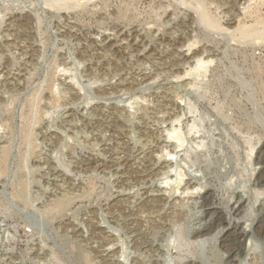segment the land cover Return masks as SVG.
<instances>
[{
	"label": "rangeland",
	"instance_id": "1",
	"mask_svg": "<svg viewBox=\"0 0 264 264\" xmlns=\"http://www.w3.org/2000/svg\"><path fill=\"white\" fill-rule=\"evenodd\" d=\"M66 1L0 0V264H264L256 0Z\"/></svg>",
	"mask_w": 264,
	"mask_h": 264
},
{
	"label": "bare ground",
	"instance_id": "2",
	"mask_svg": "<svg viewBox=\"0 0 264 264\" xmlns=\"http://www.w3.org/2000/svg\"><path fill=\"white\" fill-rule=\"evenodd\" d=\"M67 1H69V0H67ZM66 1V2H67ZM80 1V0H79ZM86 1V0H85ZM174 1V0H173ZM181 1V0H180ZM189 1V0H188ZM192 1V0H191ZM195 1V0H194ZM226 1V0H225ZM245 1V0H244ZM250 1H255V0H250ZM65 2V1H64ZM71 2H73V0L71 1ZM75 2V1H74ZM88 2H89V0H88ZM87 2V3H88ZM90 2H92V1H90ZM177 2V1H176ZM175 2V3H176ZM187 1H185V2H183V3H186ZM195 2H198V1H195ZM256 2H257V8L255 9V12H251L250 10L249 11H246L245 12V15H244V19L246 20V19H250L249 21H242V19H240V20H238V21H236L237 22V24H235V22L233 23V24H235V27L232 29V32H231V35L233 36V39L234 38H238V39H240V41L241 40H243V42L242 43H244V41H246V42H250V44L251 43H253V44H257V45H259V44H264V0H256ZM79 3V2H78ZM178 3H182V2H179L178 1ZM210 3V2H209ZM208 3V4H209ZM188 4V3H187ZM197 4V3H196ZM198 4L200 5V7L202 8V5H204V8H205V2L203 1V0H200L199 2H198ZM197 4V5H198ZM224 4H225V2H224ZM181 5V4H180ZM65 6H67V5H65ZM74 7H75V5H73ZM183 6V5H182ZM188 6V5H187ZM190 6V5H189ZM243 6V5H242ZM72 7V6H71ZM207 7V6H206ZM211 7V6H210ZM195 8V7H194ZM197 8V7H196ZM200 9L202 12H201V22L206 26V27H208V28H210V29H212V30H222L223 31V29H225V30H227L225 27H223L222 25L223 24H221V22H220V20L219 19H217L215 16H213V15H211L210 14V12H208L207 13V10H205V9ZM208 9H209V7H208ZM213 9V8H212ZM215 9H217V8H215ZM197 10V9H196ZM195 11V10H194ZM196 13V12H195ZM232 14V13H231ZM236 14V13H235ZM255 14V15H254ZM197 15V14H196ZM238 15V14H237ZM240 15V14H239ZM233 16V15H232ZM224 17V16H223ZM220 18V17H219ZM230 18V17H229ZM200 22V21H199ZM201 22H200V24H201ZM197 23H198V21H197ZM228 24V23H227ZM232 25V24H231ZM205 27V28H206ZM230 27V26H229ZM207 29V28H206ZM219 33V32H218ZM118 34V33H117ZM226 34H227V32H226ZM222 36V35H221ZM228 36H229V34H228ZM231 36V37H232ZM105 39V38H104ZM122 39V38H121ZM124 39V38H123ZM128 39V38H127ZM232 39V38H231ZM227 40V39H226ZM162 41V40H161ZM232 41V40H231ZM239 41V40H238ZM228 42H230V41H228ZM236 43H237V41H236ZM119 44V43H118ZM114 45V44H113ZM124 45V44H123ZM121 46V45H120ZM260 46V45H259ZM108 47V46H107ZM124 47V46H123ZM136 47V46H135ZM145 47V46H144ZM109 48V47H108ZM132 48V47H131ZM140 49V48H139ZM151 49V48H150ZM122 50V49H121ZM138 53V52H137ZM149 56V55H148ZM194 58V57H193ZM196 61V60H195ZM194 63V62H193ZM192 63V64H193ZM197 63H198V65H203V64H207L208 63V61L207 62H204L203 61V59L202 58H199L198 57V59H197ZM191 64V65H192ZM195 66V65H194ZM192 69H193V67H192ZM191 69V70H192ZM206 70V69H205ZM194 72H195V69H194ZM206 72H204V74H205ZM195 74V73H194ZM185 75V74H184ZM189 75V74H188ZM193 75V74H192ZM197 75V74H196ZM147 76V75H146ZM186 77H187V75H186ZM187 79V78H186ZM264 82V81H263ZM190 84V83H189ZM123 106V105H122ZM126 106V105H125ZM118 109V108H117ZM120 110V109H119ZM123 110V109H122ZM121 110V111H122ZM123 111H125V110H123ZM127 111V110H126ZM102 113V112H101ZM72 115V114H71ZM70 115V116H71ZM111 115V114H110ZM100 116V115H99ZM102 116V115H101ZM105 116V115H104ZM72 117V116H71ZM109 120V119H108ZM111 120V119H110ZM120 123V122H119ZM113 124V123H112ZM173 130V131H172ZM171 131H172V133H169V135L167 136L168 138H167V142H169V143H171V144H174V145H178V147H181L182 145H183V140L181 139V137H180V133H179V131L177 130V129H172ZM166 136V135H165ZM172 147H173V145H172ZM264 149V148H263ZM262 149V150H263ZM171 150V149H170ZM261 150V151H262ZM7 151V150H6ZM6 151H4L5 153H6ZM165 151V150H164ZM180 151V150H179ZM178 151V152H179ZM254 150H252V152H253ZM175 152V151H174ZM260 152V151H259ZM264 152V151H263ZM262 153V152H261ZM7 154V153H6ZM174 154V153H173ZM5 157H6V155H4ZM172 153L171 152H167L165 155H164V159H163V161H168V160H171L172 158ZM174 156V155H173ZM5 157H3V158H5ZM262 157H264V156H262ZM168 158H171V159H168ZM261 158V157H260ZM174 159V158H173ZM173 160H171V162H172ZM260 162H262L261 160H260ZM162 163V162H161ZM264 163V161L262 162V164ZM97 164V163H96ZM123 164V163H122ZM167 164V163H166ZM95 165V164H94ZM126 165V164H125ZM164 165V164H163ZM264 165V164H263ZM262 166V165H261ZM162 167V166H161ZM94 168V167H93ZM167 168V167H166ZM170 169V168H169ZM258 169V168H257ZM260 169H261V171H260V174H259V178H258V180H259V183L260 184H262V185H264V166H262V167H260ZM172 171V170H171ZM170 171V172H171ZM117 174V173H116ZM166 174V173H165ZM121 175H122V172H121ZM166 179H168V178H166ZM165 181V180H164ZM163 181V182H164ZM162 182V181H161ZM166 182V181H165ZM158 183V182H157ZM171 183V181H170V179H169V181L167 180V182L166 183H164L166 186H168V184H170ZM156 184V183H155ZM195 184V183H194ZM194 184L191 182V181H189L188 182V184H186V185H188V186H186V188H184L183 189V192H182V194L184 195V196H190V197H193V196H195L196 194H198V195H201V194H203L204 192V190L202 191L200 188H198V187H195L194 186ZM165 185H163V187H162V192H163V190H165V188H166V186ZM171 185V184H170ZM261 185V186H262ZM172 187H174V185L172 184L171 185ZM260 186V187H261ZM159 187V186H158ZM156 189H157V187H156ZM172 189V188H171ZM159 189H157V191H158ZM160 190V191H161ZM178 190V189H177ZM146 191V190H145ZM130 192H132V191H130ZM148 192V191H147ZM178 192V191H177ZM244 192V191H243ZM148 193H150V192H148ZM179 193V192H178ZM245 193V192H244ZM164 194V193H163ZM239 194V193H238ZM246 194V193H245ZM244 194V195H245ZM260 194V193H259ZM258 194V195H259ZM147 195V194H146ZM160 195V194H159ZM240 196V195H239ZM239 196H237V197H239ZM236 197V196H235ZM244 197V196H243ZM246 197V196H245ZM245 197H244V199H245ZM162 198V197H161ZM186 198V197H185ZM240 198V197H239ZM155 199V198H154ZM202 199H203V201L204 202H206V204L207 203H211V201H213L214 199H212V195H211V192H205L203 195H202ZM244 199L243 198H240L239 200H238V209L239 210H242V209H240L241 207H242V205L244 204ZM236 200V201H237ZM153 201V200H152ZM155 201V200H154ZM138 202V201H137ZM144 202V201H143ZM157 202V201H156ZM203 202V203H204ZM247 202V201H246ZM213 203V202H212ZM142 204V203H141ZM140 204V205H141ZM205 204V205H206ZM236 204V205H237ZM246 204V203H245ZM209 206H210V204H208ZM207 205V206H208ZM213 205V204H212ZM211 205V206H212ZM250 205V204H249ZM59 206V205H58ZM208 206V207H209ZM214 206H215V204H214ZM206 207V206H205ZM236 207V206H235ZM245 207V206H244ZM211 208V207H210ZM222 208V207H221ZM234 208V207H233ZM233 208H232V210H233ZM251 208V207H250ZM208 210V209H207ZM238 210V211H239ZM222 211V210H221ZM224 211V210H223ZM238 211H237V213H238ZM207 212V211H206ZM209 212L212 214V216L214 217V220H215V222H218L219 224L220 223H222V222H224L225 221V219H224V217L225 216H223V214H222V212H220L219 210H216V209H210L209 210ZM236 212V211H235ZM241 212V211H240ZM237 213H235V214H237ZM262 214L260 215V217H259V222H258V226H257V231L255 230V232L256 233H259V235L260 234H264V212H261ZM242 214H244V213H242ZM225 215V214H224ZM227 215V214H226ZM210 216V215H209ZM208 216V218H210ZM243 216H245V215H243ZM246 217V216H245ZM227 220H228V217L226 218ZM236 219V218H235ZM226 220V221H227ZM210 222H211V219L209 220ZM207 222V221H206ZM209 222V223H210ZM213 222V221H212ZM228 222V221H227ZM230 222V221H229ZM237 223V222H236ZM245 223V222H244ZM219 224H216V225H219ZM229 225V224H228ZM215 226V225H214ZM213 226V227H214ZM219 226H221V225H219ZM234 226V225H233ZM241 226H243V224H241ZM241 226L239 227V226H235V228L233 229V230H231L230 231V229L232 228H230L229 229V231L227 232V234H226V242L227 241H229V242H231V241H233V240H236V242L237 241H240V240H243V239H245V238H247L249 235L248 234H250V233H248L249 231H248V229L249 228H241ZM245 226H246V224H245ZM250 227V226H249ZM207 228V227H206ZM209 228V227H208ZM228 228V227H227ZM254 228V227H253ZM255 229V228H254ZM250 230V229H249ZM199 231V230H198ZM209 231H212V228L210 229H206V230H204V231H202L201 232V236H202V234H203V236L205 235V234H207ZM251 231V230H250ZM210 233V232H209ZM209 233H208V235H209ZM199 234H200V232H199ZM248 235V236H247ZM257 235V234H256ZM259 235H257V236H259ZM199 236V235H198ZM197 236V237H198ZM206 236V235H205ZM225 236V235H224ZM247 236V237H246ZM250 238V237H249ZM199 239V238H198ZM224 240V241H225ZM249 240V239H248ZM247 240V241H248ZM245 240H243V242H244ZM246 241V242H247ZM235 242V241H234ZM226 244V243H225ZM224 244V245H225ZM237 244V243H236ZM235 244V245H236ZM239 244H241V243H239ZM244 243H242L241 245H240V248H238V250L240 251V252H242V250H246V248L244 247V245H243ZM228 245V244H227ZM229 245H230V243H229ZM239 246V245H238ZM230 249V248H229ZM235 249V248H234ZM226 251V250H225ZM231 251H233V250H231ZM244 252V251H243ZM236 253H238V251L236 252ZM249 253V252H248ZM233 255V254H232ZM243 255V254H242ZM242 255H241V257H242ZM246 255V254H245ZM234 256H235V253H234ZM234 258V257H233ZM232 259V258H231ZM239 259V258H238ZM229 261V260H228ZM232 262V261H231ZM237 264V263H236Z\"/></svg>",
	"mask_w": 264,
	"mask_h": 264
}]
</instances>
